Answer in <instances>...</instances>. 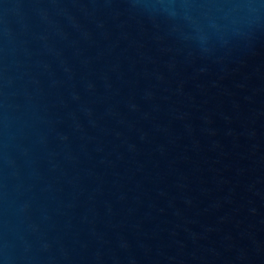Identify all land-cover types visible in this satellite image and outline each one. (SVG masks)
<instances>
[{
  "label": "water",
  "instance_id": "1",
  "mask_svg": "<svg viewBox=\"0 0 264 264\" xmlns=\"http://www.w3.org/2000/svg\"><path fill=\"white\" fill-rule=\"evenodd\" d=\"M0 264H264V0H0Z\"/></svg>",
  "mask_w": 264,
  "mask_h": 264
}]
</instances>
